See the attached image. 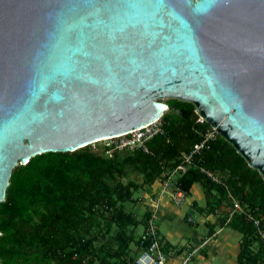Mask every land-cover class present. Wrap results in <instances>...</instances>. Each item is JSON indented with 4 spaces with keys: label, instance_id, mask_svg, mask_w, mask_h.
<instances>
[{
    "label": "water",
    "instance_id": "95a60500",
    "mask_svg": "<svg viewBox=\"0 0 264 264\" xmlns=\"http://www.w3.org/2000/svg\"><path fill=\"white\" fill-rule=\"evenodd\" d=\"M165 97L264 179V0H0V202L16 165L155 122Z\"/></svg>",
    "mask_w": 264,
    "mask_h": 264
},
{
    "label": "trees",
    "instance_id": "16d2710c",
    "mask_svg": "<svg viewBox=\"0 0 264 264\" xmlns=\"http://www.w3.org/2000/svg\"><path fill=\"white\" fill-rule=\"evenodd\" d=\"M168 105L170 112L161 116L164 133L148 141V152L123 149L109 155L105 144L96 149L88 144L70 152L37 154L16 165L0 202V264H127L132 260L129 243L134 237L126 229L134 230L140 222L124 209V203L140 186L153 184L164 170L176 166L181 153L200 140L208 125L196 121L192 103L171 99ZM198 165L217 173L228 190L256 208L264 228V179L230 143L218 135L177 178L186 194L196 182L202 185L206 199L214 191L215 198L209 201L213 211L225 186L205 178ZM130 172L141 174L142 182L119 180ZM102 205L109 212L105 226L117 229L118 245L110 251L95 247L96 235H92L104 217ZM149 215L144 214V223ZM220 224L240 234L238 264L264 261V247L241 215ZM134 244L140 251L139 237Z\"/></svg>",
    "mask_w": 264,
    "mask_h": 264
},
{
    "label": "built area",
    "instance_id": "2783aa9c",
    "mask_svg": "<svg viewBox=\"0 0 264 264\" xmlns=\"http://www.w3.org/2000/svg\"><path fill=\"white\" fill-rule=\"evenodd\" d=\"M196 121L200 124L207 123L202 116L196 113ZM161 119V118H160ZM142 127L136 128L126 133L119 134L114 137L93 141L90 144H95L100 141L105 142V153L111 154L113 150L123 149H142L148 152L147 143L157 133L163 134V128L159 120ZM208 124V123H207ZM201 138L194 143L186 152H182L179 162L171 169L164 170L158 177L162 191L168 193L175 205H181L186 198V192L177 184V178L185 173L188 168L194 164V158L200 152L209 147L211 141L218 137L216 129L209 124L201 131ZM200 172L205 178L215 184L224 185L222 178L212 170L198 165ZM156 204L154 205L155 208ZM100 208L107 210L105 205ZM220 211L224 212L222 216L225 218V223H228L234 216L241 215L252 227L256 238L264 247V228L262 227V217L256 208H252L234 195L225 186V191L219 206L215 208V214ZM150 215L146 219V223L142 232L139 235V245L141 250L138 254L130 260L127 264H169L168 256L162 249L159 231L155 222V209L149 211ZM188 221H193L192 217H188ZM193 252V251H192ZM189 257L184 259L180 264H187ZM258 264H264V261Z\"/></svg>",
    "mask_w": 264,
    "mask_h": 264
},
{
    "label": "crops",
    "instance_id": "0c3cea01",
    "mask_svg": "<svg viewBox=\"0 0 264 264\" xmlns=\"http://www.w3.org/2000/svg\"><path fill=\"white\" fill-rule=\"evenodd\" d=\"M157 182L158 180H155L153 184L147 186V189L150 193L149 197L150 198L154 197L153 199L157 197L155 208L149 207L148 210L155 209V216L157 214L161 219L169 218V220L172 221L174 219L175 222V217L173 215H172L173 217L169 215L170 211L167 206L168 205L167 201L166 202L164 201V204L160 206L158 210H156V208L158 207V201H160L162 195L165 193L162 191L160 185H159L160 186L159 190L156 191L155 189L153 190ZM197 183L200 184L199 182L192 184L189 193L187 195H190L192 193V190L195 184ZM200 188L202 190L204 200L202 201L201 191L200 189L197 188V191H195V193L198 198H192L191 202L189 203L190 208L193 211L199 213L200 216L199 220H194L192 218L193 221H189V223L191 222V224H193L196 228H200V229L191 230L190 235L182 236V238H185V242L181 244L172 242L168 237H165L164 235H160L159 232L162 249L166 248L167 250L166 252L164 250L163 251L167 255L171 254V257H168L169 264H180L187 257H189V259L187 260V264H189V262L190 264H230L232 263L231 261L232 256H235L236 263L234 264H238L237 254L239 252L240 236L237 245L234 246L231 243V240L233 239L232 234H234V232L237 231L227 225L221 226L220 223L222 221L225 222L223 216L220 217V219H216L218 218V214H214L215 208L213 211L209 210L211 208V204L209 203V201H211L212 198H215L214 196H212L213 193L215 194V192L212 191L211 197H209L208 195V198L206 199V196L204 194V189L201 184H200ZM200 208H202L203 210L201 211ZM148 210L146 211V213L149 212ZM133 214L135 215V212H133ZM188 214L189 213L185 214L184 216V219L186 218L187 222H188V217H191V215ZM142 225H143L142 227L143 230L145 223L143 222ZM224 227H229L230 229L228 232L222 234V236L219 238L218 234L221 233ZM137 252H139V250H137Z\"/></svg>",
    "mask_w": 264,
    "mask_h": 264
},
{
    "label": "rangeland",
    "instance_id": "374dc122",
    "mask_svg": "<svg viewBox=\"0 0 264 264\" xmlns=\"http://www.w3.org/2000/svg\"><path fill=\"white\" fill-rule=\"evenodd\" d=\"M171 99H177V98H172V97H165L162 99H159L160 102H164L167 104V109L164 112L165 114L170 112V107L168 105V102ZM179 100V99H177ZM182 101V100H179ZM187 102V101H184ZM191 103V102H190ZM195 107V106H194ZM162 126L163 120L160 119L159 122ZM103 144H105L104 141H100L98 143L93 144H89L92 149H96L98 148L97 145L102 146ZM119 180L122 183H125L128 180H133L137 183H141L142 182V177L141 174L137 173V172H130L128 173L126 176L124 177H120ZM158 182L160 183L159 179ZM156 183V186L153 188V190H159L161 184ZM160 185V186H159ZM147 186L149 185H142L140 186L136 191H134V193L132 194V199L129 202L124 203V209L128 212H135V219L137 221H139L140 223L138 224V226L136 228H134V230H130L132 229L131 227H128L126 229V233H130L132 231L133 233V237H134V241L135 239H137L140 235V232L142 230V223H143V219H144V214L146 213V211L148 210V208H153L155 203L157 202V197H155V199H153L154 197H149L150 193L147 189ZM197 188L200 189L201 191V199L202 201L203 199V193L202 190L200 188V184H195L192 193L190 195H186L185 201L183 204L181 205H175L173 200L171 199L170 195H168L167 193H164L162 195V198L160 199V201H158V207L156 208V210H158V208H160V206H162L164 204V201L168 203V208L170 211V216L171 217H175V222L174 219L169 220V218H165V219H161L157 214L155 216V222L157 224L158 230L160 232V235H164L165 237H168L172 242H175L177 244H181L185 242V238H182V236H188L190 235L191 230H199L200 228H196L193 224H191V222L189 223V221H186V218L184 219L185 214L189 213L188 215H191V217L194 220H199L200 216L199 213L193 211L190 206L189 203L191 202L192 198H198L195 191H197ZM150 211V210H148ZM104 215L103 218L99 219V222L97 221V225L92 229V235H96V240L94 242L95 247L100 248L101 250H107L110 251L112 249H115L117 247V240L115 238L117 229L115 225H106V219H107V214L109 213L108 211H101ZM222 213H224L223 211L218 214V218L216 219H220V217H222ZM213 214V212H212ZM215 214V213H214ZM155 215V213H154ZM173 215V216H172ZM187 217V216H186ZM168 219V220H166ZM218 222V221H217ZM229 227H224L223 230L221 231V233L218 234V237L220 238L222 236V234L226 233L229 231ZM233 235V239L231 240V243L236 246L238 241H239V233L238 232H234ZM134 241H132L131 243H129V252L132 258H134L138 252H137V248L136 245L134 244ZM188 255V254H187ZM168 257H171V254L167 255ZM232 263L230 264H234L236 263L235 261V256H232ZM39 264V263H37ZM190 264V262H189Z\"/></svg>",
    "mask_w": 264,
    "mask_h": 264
},
{
    "label": "bare ground",
    "instance_id": "6f19581e",
    "mask_svg": "<svg viewBox=\"0 0 264 264\" xmlns=\"http://www.w3.org/2000/svg\"><path fill=\"white\" fill-rule=\"evenodd\" d=\"M162 106L165 107L163 104H162ZM116 136H117V135H116ZM106 138H109V137H103V138H101V139H106Z\"/></svg>",
    "mask_w": 264,
    "mask_h": 264
}]
</instances>
